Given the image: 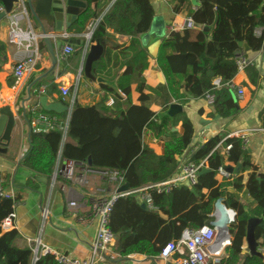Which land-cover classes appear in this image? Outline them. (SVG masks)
Wrapping results in <instances>:
<instances>
[{
	"label": "trees",
	"instance_id": "16d2710c",
	"mask_svg": "<svg viewBox=\"0 0 264 264\" xmlns=\"http://www.w3.org/2000/svg\"><path fill=\"white\" fill-rule=\"evenodd\" d=\"M81 1L86 7L74 22L77 32L87 30L90 20L101 18L93 41H104L108 35L106 19L113 17L118 23L117 32L131 36L133 46H140L137 35L149 30L156 14L151 0H114L104 16L106 5L113 0ZM173 1L177 2L173 12L178 13L187 7V16L195 26L185 25L183 30H171L162 39L156 62L165 77V85L153 87L146 83L144 73L149 67V56L147 49L140 46L127 57L126 68L115 87L100 85L107 94L115 96V110L106 105V99L97 105L84 106L76 97L66 128L65 113L56 114L42 108L34 110L31 106L26 112L29 121L40 112L53 117L55 125L46 132L31 133L30 149L22 160L25 167L51 179L57 160L61 158L73 161L77 166H88L90 170L117 171L135 190L176 174L180 168L178 157L189 150L193 142L194 125L187 117L181 135L165 141L162 155L145 144V130L152 132L155 139H162L172 121L151 109L149 101L153 93L162 95L165 92L166 106L172 101L186 105L192 99L211 96L214 116L228 121L237 117L241 111L239 102L244 98L234 95L238 87L233 84L238 74L236 57L244 51L241 42L247 43L252 51L261 49L262 38L254 31L264 23V0H199L201 3L197 7L190 0ZM172 47L176 52H172ZM104 64L102 57L96 67L102 68ZM246 71L251 73V82L257 84L258 72L253 64ZM40 84V81L35 82L33 88ZM133 84L139 92L140 103L132 101ZM57 89L58 85L52 83L45 94L51 95ZM69 90L72 92L73 88ZM32 97H36L34 93ZM54 100L69 103L60 98ZM245 150L242 137H224L218 133L191 154L190 161L200 163L207 160L208 171H200L195 185H182L168 194L153 193L154 208L148 209L142 207L135 194L120 197L114 204L109 222L116 235L114 250L119 256L110 261L118 264L117 260L132 255L158 257L163 247L178 239L186 228H199L213 221L211 214L215 202L225 197L227 207L236 212L230 226L231 243L225 248L224 257L208 264H264V257L243 252L247 231L244 203L235 194L224 190L244 191L255 202L252 212L264 217V174L258 173ZM225 160L234 165L241 164V173L251 170L248 180L245 182L241 176L232 180L216 179L217 170L224 166ZM0 187L7 189L1 172ZM17 200V197L0 195V264H33L32 248L17 245L18 230L2 229L4 219L14 211ZM256 237L260 248L264 249V221L257 226ZM34 264L59 263L52 255L46 254Z\"/></svg>",
	"mask_w": 264,
	"mask_h": 264
},
{
	"label": "crops",
	"instance_id": "0c3cea01",
	"mask_svg": "<svg viewBox=\"0 0 264 264\" xmlns=\"http://www.w3.org/2000/svg\"><path fill=\"white\" fill-rule=\"evenodd\" d=\"M113 2L114 0L106 5L102 16L109 11ZM151 2L156 11L155 15L161 16L165 22L166 36L171 30H174L172 29L173 26L186 23L188 16L187 12H184V8L178 13H174L173 5H170L166 0H151ZM28 17V20H22V24L26 25L29 23L34 31L39 34L38 46L42 58L37 64L34 77L31 76L17 85L14 84V69L16 63L24 57L26 52L23 47L8 42L9 18L6 17L0 22V108L9 107L15 118L10 142H6V147L1 145L7 151H0V172L7 190L13 191L18 198L15 207L17 218L13 226L19 232L17 245L32 248L34 247L35 239L39 238L45 245L59 249L72 257L85 259L92 255L93 242L98 226V220L93 213L92 198L93 196L108 194L113 190L114 186L102 172L90 170L88 166L76 165V175H84V184L68 181L62 176V178L54 180V173L62 167L63 159L57 160L53 176L51 179L47 178L48 182L46 183L38 179L40 175L23 165L21 159L22 149L30 130L26 112L31 105L37 102L36 97H28L27 87L33 78L41 76L52 67L47 45L44 39L40 37L42 32L32 16L29 14ZM100 19L90 20L87 30L81 33L76 31L75 21L66 30V34L70 38L82 39L84 43L77 45L75 51L66 59H63L61 54L62 47L66 43L63 42V46L56 51L58 59L55 67L56 76L53 80L46 78L40 80V85L45 86L47 89L52 83L58 85L57 91H53L51 95L45 94L49 102H61L54 100L60 98L69 102L65 105H71L74 94L75 99L78 97L79 102L84 106L97 105L103 99H106V105L115 110V96L107 94L100 85L109 84L115 87L117 79L126 68L127 57L132 55L135 49L140 46L147 49L149 56V67L144 73L146 83L153 87L165 85V77L156 62L162 38L151 40L146 47V44L140 38V34H138L140 46L135 47L132 44L133 39L131 36L117 32L118 23L113 17L106 19L108 35L104 38V41H100L104 46L102 57L105 59V64L102 68H97L96 63L93 66L94 75L104 78L107 82H93L86 78L83 72L80 73L83 66V52L86 48L89 34L92 33L93 38ZM194 29L195 31L197 30V28ZM59 40L60 38L55 37L53 40L54 44L56 45ZM94 42L91 39V43ZM172 52H176L175 47H172ZM253 66L258 72L257 84L251 82V73L246 70L238 72L233 79V84L238 86L234 91L235 97H237L238 88H243L244 90V99L239 102L241 111L236 118L228 121L216 117L213 115L212 104L205 97L192 99L189 103L183 105L182 112L175 115L173 121H171L170 129L165 131L162 139H155L152 132L145 130L143 136L145 144L149 145L157 154L162 155L165 141L181 135L183 131L182 125L189 117L194 125V136L191 148L178 157L179 166L181 167L182 164L190 161L191 154L198 145H203L209 140V130L202 124V120H208L210 130L213 132H218L220 135L224 134V137H242L246 144L247 156L258 168V173L264 174V51L260 52L253 60ZM64 87L73 88L72 92L69 90L70 95L65 96L63 94L62 89ZM135 87L136 84H133L132 101L140 103L138 99L139 92ZM120 94L126 98L123 93ZM111 98L114 100L113 105L108 103ZM166 99L167 94L165 92L162 95L153 93L151 96L149 105L159 116L170 105V103L168 106L165 105ZM65 114L67 128L68 116L67 113ZM225 166H233V171L231 172L233 178L241 176L245 182L248 180L251 170L241 173V167L237 169L238 165H234L228 160H225L223 167ZM216 179L223 181L217 175ZM227 192L233 193L235 196L237 193L233 189H228ZM237 194L239 198L237 196L236 198L244 203V207H247L249 212H252V208L255 206L254 200L244 191ZM80 195H83V197L80 198ZM72 201L78 202L76 208L69 206ZM45 208L47 209L46 217L42 213ZM214 213L215 205L211 214L215 219ZM243 252L249 253L246 241L244 242ZM117 261L118 264H175L170 259L150 258L144 255H132Z\"/></svg>",
	"mask_w": 264,
	"mask_h": 264
},
{
	"label": "built area",
	"instance_id": "2783aa9c",
	"mask_svg": "<svg viewBox=\"0 0 264 264\" xmlns=\"http://www.w3.org/2000/svg\"><path fill=\"white\" fill-rule=\"evenodd\" d=\"M2 10L3 6L0 7V11ZM28 15L29 13L23 0H19L15 3L13 10L7 14V17L9 18L8 42L10 44L23 47L26 52L24 57L16 63L14 69L15 85L22 81L24 82L31 76L34 77L37 64L42 58L38 46L39 34L34 31L29 23L26 25L22 24V20H28ZM187 20H190V18H187ZM185 25L186 24L176 25L173 26L172 29L183 30ZM254 33L257 37L262 38V46L259 51L263 52L264 23L258 26ZM74 51L75 47L66 43L62 47V58L66 59ZM236 64L238 72H242L246 70L249 65L253 64V61H249L247 53L243 51L237 55ZM216 83L218 84L219 82ZM231 86L233 85L231 84ZM46 90L47 88L45 86L40 85L38 87H34L32 91L38 99L39 96L46 93ZM62 92L65 96L70 95L68 88L64 87ZM237 95L239 98H243V91L241 88H238ZM206 99L210 104L213 103V98L211 96H207ZM108 103L109 105H113L114 100L111 98ZM31 106H33L34 110L41 108L38 101L36 105L33 104ZM28 124L30 126V130L23 145L21 155L22 160L30 149L31 133L46 132L52 129L55 125L53 117L40 112L37 113V116L32 121L28 120ZM59 160H61V158H59ZM206 161V159H203L200 163L193 161L185 162L181 165L178 172L167 180L149 183L138 189H130L125 192H118L119 188L125 183L124 177L120 173L117 171L102 172L114 188L106 195L93 196L92 198L93 213L98 220L92 255L85 259L75 258L59 249L43 244L42 240L38 238L35 239L34 247H32L34 262L37 261L40 256L49 254L52 255L59 264H113L110 260L119 256L114 250L116 235L109 227L110 215L115 202L122 196L135 194L141 203H144L148 208H154L152 197L153 193L168 194L176 187L182 185H195L198 182L201 169L206 167ZM76 165L77 164L73 161L63 160L62 167L57 169L54 173L53 179L55 180L58 176H62L68 181L84 184V175H76ZM216 174L217 176H220L222 180L233 179L232 174L227 172L223 166L218 168ZM0 195L7 198H16L13 191H9L2 187H0ZM81 197H83V195H80V198ZM69 206L76 208L78 206V202L72 201ZM15 207L14 211L4 219L2 223L3 230H10L14 228V222L17 218ZM42 213L43 216L46 217L47 209H43ZM211 222L199 228H186L183 230L178 239L170 241L163 247L158 257L173 260L175 264H208L211 260L219 261L226 255L225 248L231 243V241L226 240L225 243L221 245L218 228L212 225ZM260 250L262 252L264 251L263 248H260Z\"/></svg>",
	"mask_w": 264,
	"mask_h": 264
},
{
	"label": "water",
	"instance_id": "95a60500",
	"mask_svg": "<svg viewBox=\"0 0 264 264\" xmlns=\"http://www.w3.org/2000/svg\"><path fill=\"white\" fill-rule=\"evenodd\" d=\"M18 1L19 0H0L3 6V10L0 11V22L5 19L7 17V14L13 10L15 3H17ZM190 1L194 7L199 6L201 3L199 0ZM23 2L28 13L35 20V22L39 26V29L42 32L41 37L44 39L47 45L52 61L51 69L46 73L42 74L41 76L36 77L34 81L28 85L27 93L28 97L31 98L35 82L40 81L43 78L53 80L56 76L55 67L58 63L56 51L63 46V42L68 43L73 47L84 43V40L82 39L70 38L66 34V30L70 28L71 24L85 9L86 3L81 0H23ZM185 24L188 26H195L192 19L187 20ZM204 29L209 30L208 27H205ZM165 33L166 28L163 18L161 16L155 15L151 22L149 30L145 33H142L140 35V38L142 39L143 43L146 44L145 46L147 47L151 40L155 38L163 39L166 36ZM55 37L60 38L56 45L53 42ZM91 39L92 33L89 34V38L86 43V48L83 52V66L80 70V73L83 72V75L93 82H107L104 78L96 77L93 73L94 63L98 62L104 54V46L101 44L99 39H97L94 43H91ZM240 46L247 53L249 61H253L260 54V51L250 50L247 43L241 42ZM216 82H219V80H217ZM37 101L40 107L47 112H53L56 114L67 113L68 125L75 101V95H73L71 105H65L62 102H49L48 97L45 94L39 96ZM182 111L183 104L173 101L170 103L168 109L164 110V112L160 114V117L168 116L173 121L175 115ZM0 112V151H7L6 149H3L2 146L6 147V142L9 143L11 140V132L15 124V118L13 113L10 111L9 107H4L0 109ZM202 124L206 126L207 130H209V138L218 134L217 132H213L212 130H210V124L208 123V120H202ZM246 153L247 150H245V154ZM88 163L89 165H91L90 160ZM240 167L241 164L237 166V169H239ZM224 169L227 172L231 173L233 171V166H225ZM207 171L208 168L204 167L201 170V173ZM38 179L45 183L48 182V179L44 176H40L38 177ZM130 189V184L124 183L119 188L118 192H125L129 191ZM224 190L227 191L228 189L225 188ZM236 196L237 198H239L237 193ZM141 205L143 208L148 209V207L144 203H141ZM245 210L247 213V231L245 241L247 243L249 254L264 257L263 252L260 250V242L256 237V228L264 220V217L258 216L251 211L249 212L247 207H245ZM214 215L215 219L211 222V224L218 228L219 239H226L228 241H231L230 226L235 220L236 212L233 209L227 207V205L225 204V199L223 197L218 198L215 202Z\"/></svg>",
	"mask_w": 264,
	"mask_h": 264
},
{
	"label": "rangeland",
	"instance_id": "374dc122",
	"mask_svg": "<svg viewBox=\"0 0 264 264\" xmlns=\"http://www.w3.org/2000/svg\"><path fill=\"white\" fill-rule=\"evenodd\" d=\"M167 2L170 3V5H173V7L177 6V2L173 0H166ZM184 12H187V7H185Z\"/></svg>",
	"mask_w": 264,
	"mask_h": 264
},
{
	"label": "bare ground",
	"instance_id": "6f19581e",
	"mask_svg": "<svg viewBox=\"0 0 264 264\" xmlns=\"http://www.w3.org/2000/svg\"><path fill=\"white\" fill-rule=\"evenodd\" d=\"M1 109V108H0ZM226 239L220 240V244L223 245L225 243Z\"/></svg>",
	"mask_w": 264,
	"mask_h": 264
}]
</instances>
